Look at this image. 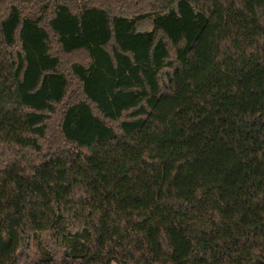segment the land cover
Returning <instances> with one entry per match:
<instances>
[{
    "label": "trees",
    "instance_id": "obj_1",
    "mask_svg": "<svg viewBox=\"0 0 264 264\" xmlns=\"http://www.w3.org/2000/svg\"><path fill=\"white\" fill-rule=\"evenodd\" d=\"M264 264V0H0V264Z\"/></svg>",
    "mask_w": 264,
    "mask_h": 264
},
{
    "label": "rangeland",
    "instance_id": "obj_2",
    "mask_svg": "<svg viewBox=\"0 0 264 264\" xmlns=\"http://www.w3.org/2000/svg\"><path fill=\"white\" fill-rule=\"evenodd\" d=\"M112 264H117L116 262H113Z\"/></svg>",
    "mask_w": 264,
    "mask_h": 264
}]
</instances>
